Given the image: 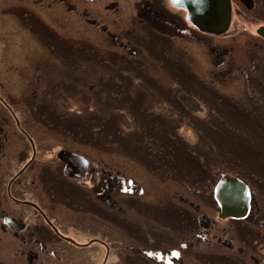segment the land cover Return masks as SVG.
<instances>
[{"label": "rangeland", "instance_id": "1", "mask_svg": "<svg viewBox=\"0 0 264 264\" xmlns=\"http://www.w3.org/2000/svg\"><path fill=\"white\" fill-rule=\"evenodd\" d=\"M114 1L115 10L106 8ZM139 1L74 0L78 10L71 12L59 0H0V96L12 109L0 100V137L5 143L0 153V217L14 216L31 224L30 230L33 223H42L36 209L15 203L7 190L33 155L28 132L37 144L35 164L13 182L10 195L36 203L61 233L80 244L48 237L40 264H131L137 259L127 256L132 239L141 244L150 241L143 242L148 236H200L204 229L199 223L195 230L186 225L194 212L179 197L192 200L207 215L209 237H230L242 244L248 235L218 216L212 195L214 183L225 173L244 179L264 212V50L253 43L264 23V0H258L260 14L254 13L259 20L250 12L252 19H243L240 3L233 0L232 21L222 36L180 33L174 25H164L162 33L173 46L166 37L161 42L163 36L136 14ZM157 1L167 5V0ZM43 25L63 42L40 38L37 30ZM114 35L130 40L134 51L116 44ZM216 44L233 47V75L218 74L230 66L215 68L216 53L210 54V46ZM249 65H255L254 75H241ZM65 148L84 152L98 166L117 172L123 192L115 197L122 209L97 205L95 215L87 205L55 192V157ZM41 166L50 170L51 188L46 179L39 183L33 176ZM127 180L143 195L125 193ZM98 238L103 243L91 244ZM260 243V250L252 242L249 249L264 257L263 238ZM193 248L184 252L187 264H209L200 258L201 251L238 253L202 241ZM52 249L58 251L55 257ZM31 250L38 248L10 237L0 219V264H28ZM234 264L251 261L235 257Z\"/></svg>", "mask_w": 264, "mask_h": 264}, {"label": "flooded vegetation", "instance_id": "2", "mask_svg": "<svg viewBox=\"0 0 264 264\" xmlns=\"http://www.w3.org/2000/svg\"><path fill=\"white\" fill-rule=\"evenodd\" d=\"M62 5L70 7L71 12H76L78 10V4L74 2V0H59ZM84 1H89V2H95L96 0H84ZM53 2V1H51ZM238 2L241 5L240 10V15L243 16V19L247 17L248 19H252V17L249 16V12L254 14L258 13L260 14L259 7H258V0H238ZM231 4H233V0H231ZM139 7L137 8L136 14L140 18H144L145 22L150 26V29L158 33L159 35H162L163 38L160 40L161 42L165 41L164 34L162 33L165 31L163 29L164 25H174L175 28L180 32V33H186V34H191L195 32H198V30L191 25L187 20H186V12L175 5L172 4L171 0H167V5L161 2H158L157 0H141L138 2ZM171 8V9H169ZM118 7L117 3L110 2L109 4L106 5V8H109L110 10H115ZM173 8H176L180 11H184L185 15L181 16L176 15L175 11ZM86 14V12H84ZM253 17V19H258L259 18L256 16ZM247 19V21H248ZM89 23L91 24H96L97 20L94 18H87L86 19ZM146 25V27H148ZM264 25L259 24L258 28L260 26ZM99 26L102 29H107L108 25L107 24H99ZM159 26V27H158ZM49 29L46 26H42L37 30V34L40 38H45L46 40H51V41H57L59 43L63 42V38L59 34H55L54 30L48 25ZM257 28V29H258ZM256 29V30H257ZM189 30L188 32H186ZM158 31V32H157ZM52 32V33H51ZM111 33V32H110ZM109 33V34H110ZM126 33V34H125ZM45 36H44V35ZM125 36L127 35V32H124ZM201 34H208L206 32H202ZM212 35V34H211ZM223 34H219L217 36H222ZM258 37V40L253 41L254 45L258 47L259 49L264 50V38L261 37L260 35H256ZM159 38L157 35L153 36ZM152 37V38H153ZM123 38V36H122ZM125 38V37H124ZM120 39L116 35L113 36L112 40L115 41L116 44L120 45L121 47L126 48L129 52H133L134 49L130 47L129 41L126 42L125 40ZM151 38V39H152ZM167 38V37H166ZM150 39V42H151ZM169 40V43L173 46V42ZM131 43V42H130ZM219 43V41L217 42ZM73 44V42H72ZM74 46V44H73ZM81 47V46H80ZM165 48V46H163ZM233 49L232 46H226V45H221V44H216L214 46H210V54L216 53V61H215V68L216 67H222L224 65H229L230 69L226 72H222L220 69L218 74L221 75H233V61L231 59V50ZM238 58V57H237ZM241 68H244L243 66H240ZM255 69V65L253 66H248L245 67V70L241 72V75H254L252 70ZM250 72V73H249ZM2 100L3 105L8 107L10 110H12L9 105H7V102L4 99ZM3 113V112H2ZM1 118V117H0ZM4 122L2 119H0V131L4 129ZM18 126L20 127L19 129L22 131L24 130L22 127V124L18 122ZM25 135H27L26 138L29 140L30 145H31V152L33 153L32 157L26 161L27 163L25 164V167L23 170L19 171L17 174H14L13 177L10 179L7 190H8V195L9 197L17 204H24V205H29L36 209L39 214L42 216V223L37 224L33 223L31 230L29 224L27 226L26 222H22L18 220L14 216H10L7 214H3L0 219L2 221V228L4 230H9L10 232V237H13L17 240H22L26 242H33V245L38 248V250H31L28 254V260L26 261L28 264H40L39 258L42 256L43 253H45L48 249L46 247L49 246V240H47L48 237H56L57 239H63L65 241L70 242L71 244L80 246L77 242H75L73 239L69 238L68 236L64 235L61 233V231L57 228L56 224L51 220V218L43 212V210L34 202H28V200H20L13 195H10V187L13 184L15 180H17L24 171L25 169H28L30 165H34L33 161L35 159L36 151H37V144L35 143V140L31 138L28 134V132H25ZM5 146V143L1 140L0 137V153L3 152V147ZM67 150V152L75 155L77 157V163L74 164H68L67 161L63 160L61 158V151L58 154V157H55L57 163L59 162L60 168L58 164L56 163L55 168H54V182H52V179H48L49 177H52L50 175V170L47 167L41 166L40 168L33 173V176L39 181V183L44 182L48 184V186L51 188L53 183H54V190H56V193H60L61 195H66V199L69 201L71 200L72 202L77 204H83L84 206L87 205L88 210H92L95 215H97V211L100 210V208L97 205H102L106 208L113 209V210H119L122 209L115 197V194L119 192H123V187H122V182L117 175V172L112 169L111 167H103V166H98L95 160L90 157L88 154H85L84 152H79L75 151L72 149H63ZM68 153V154H69ZM69 156V155H68ZM229 174V173H225ZM224 175V174H223ZM234 177L240 178L244 183L247 184L249 187V192H250V198H249V203H248V210L246 212V215L241 218H232V217H225L221 218L219 216L220 213V207L218 216L221 219H226L227 221H230L236 225L238 231L242 232V236H247L248 237H243L244 239L242 240L244 243L239 244L234 238L230 237H209V228L212 227L211 221L207 217V215L203 214L202 212H199L200 208L198 204L193 202L192 200L186 198V197H179V200L182 202L187 203V205L191 208L196 214V225L195 223V215L193 214V217L187 218V223L188 228L190 229H196L198 223L200 224L201 228H203L204 231L203 234L200 236H195V237H160L158 235L156 236H148V237H142L143 242L148 241L147 243H141V244H136L135 239H132L131 242L134 244H131L128 246V255H131L133 257H136L137 259L131 260V264H187L185 263V255L184 252L189 251L190 249L193 248V246L196 245L199 241H202V243L206 245L210 244H218L224 251H236L238 252L236 255H231L229 253H219V252H209L208 254L206 253L205 255L201 251L202 256L200 258L203 260L204 258L207 259L209 264H234V259L235 257H243L246 256L247 259L251 261V264H263L264 263V257L263 253L259 251H252L249 249L250 243H256L257 247L260 250L261 248V243L260 240L263 238L264 239V212L260 209L258 202L255 199V195L250 187V185L241 177L232 175ZM222 176V175H221ZM53 178V177H52ZM65 180H64V179ZM42 179V180H41ZM46 179V182L43 180ZM220 179V178H219ZM218 179V180H219ZM33 181V179H31ZM126 190H128L125 193H131L129 196H142V190L140 191L138 187L133 186V182L130 180H127L126 182ZM217 183H214L213 186V191L212 195L214 198V189L215 185ZM58 185L60 187H57L55 185ZM118 185V186H117ZM119 187H122L119 189ZM141 192V194H139ZM215 199V198H214ZM216 202V200H215ZM216 205L217 202H216ZM187 208L186 210L190 212V208ZM80 209H84L82 206H80ZM154 213H159V211H156L155 209L153 210ZM8 218L14 219V221L7 220ZM35 225V226H34ZM193 225L195 227H193ZM39 226V228H37ZM28 229L30 231L28 233ZM195 235V234H194ZM55 239V238H54ZM181 239V240H179ZM195 239V240H194ZM213 239V240H212ZM177 240H179L175 246H170L173 245ZM194 240V241H192ZM197 240V241H196ZM103 243L101 239H94L91 241V244H97V243ZM85 245V244H84ZM82 247V246H81ZM84 247V246H83ZM190 248V249H189ZM194 249V248H193ZM55 249L51 250V256L55 257L56 253ZM108 250H106V253ZM204 257V258H203ZM138 258L140 260H138ZM141 261V262H140ZM195 264V263H193Z\"/></svg>", "mask_w": 264, "mask_h": 264}, {"label": "water", "instance_id": "3", "mask_svg": "<svg viewBox=\"0 0 264 264\" xmlns=\"http://www.w3.org/2000/svg\"><path fill=\"white\" fill-rule=\"evenodd\" d=\"M171 2L186 11V20L199 31L219 35L227 31L230 26V0H171ZM256 32L264 38V25ZM68 153L63 151L61 158L71 165L77 163V157ZM214 198L220 207L221 218H241L248 210L249 187L240 178L224 174L215 185ZM7 220L14 221L12 218Z\"/></svg>", "mask_w": 264, "mask_h": 264}, {"label": "bare ground", "instance_id": "4", "mask_svg": "<svg viewBox=\"0 0 264 264\" xmlns=\"http://www.w3.org/2000/svg\"><path fill=\"white\" fill-rule=\"evenodd\" d=\"M201 32V31H200Z\"/></svg>", "mask_w": 264, "mask_h": 264}]
</instances>
